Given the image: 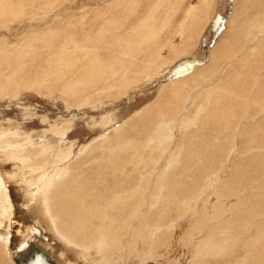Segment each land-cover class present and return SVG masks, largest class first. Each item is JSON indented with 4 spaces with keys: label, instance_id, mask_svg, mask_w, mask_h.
Masks as SVG:
<instances>
[{
    "label": "rangeland",
    "instance_id": "1",
    "mask_svg": "<svg viewBox=\"0 0 264 264\" xmlns=\"http://www.w3.org/2000/svg\"><path fill=\"white\" fill-rule=\"evenodd\" d=\"M263 10L264 0H0V132L18 131L21 137H30V142L25 143V147L31 150L34 148L43 151L45 148L47 151L50 144V147H58L57 150H62L60 147L66 150L71 146L74 147L71 149L72 156H78V151L89 148L96 139L111 135L105 145L102 144L103 139L100 141L104 148L102 160L95 161L96 155H91L82 162L73 160L75 166L73 165L71 175L61 172L53 177V181L57 183L52 181L48 189L51 188V194L55 195V215L66 222V227L69 228L68 223H71L80 228L82 220L92 213L82 210L94 204L95 199L103 203L108 199L112 201L114 196L116 198L123 191L124 194L134 191V194L143 186V192L151 194L146 201L152 200L151 203L155 202L156 205L149 212L152 219L156 218L152 226L140 222L145 210L142 202L145 205L147 203L145 193L144 196H137L138 200L132 202L136 206L125 209V212L98 203L95 207L99 211L97 214H102V209H108L105 210L106 220L98 226L97 222L90 224L84 230L81 241L96 238L86 244L90 246L89 249L83 246L79 249L76 244L77 247L72 246L81 253L79 255L75 251L77 260L74 259L75 263L72 264H90L89 260L94 258L99 260L94 259L92 262L100 264L105 262V258H108L105 264H137V261L141 262L143 259L145 261L142 264L152 261V264H188L190 260L189 264H206V261L208 264H264ZM207 73L208 79L210 78L208 82L199 80ZM175 77L177 79L174 81ZM116 80H121L118 87L115 85L118 82ZM83 82L93 91L89 89L80 93ZM96 82H100L97 87ZM111 82L115 83L112 84L114 87L102 92ZM101 85L102 89L99 91ZM174 88L176 91H173ZM70 90L79 94L76 97L84 93L86 98L91 91H96V95L90 98V105L78 108L75 107L74 102L77 100L74 96L68 98L65 95ZM178 90H181L180 94ZM208 90L212 92L208 93ZM98 93L102 95L97 96ZM178 94L182 98L185 94L192 95L191 101L185 102L184 107L188 110V115H184L186 118L193 117L202 104L208 108L200 111L195 126L190 124L186 129L181 128L180 133L175 132L177 144H171V147L179 154V158L175 165L169 166L164 163L167 155L161 156L162 152L153 150L140 154V148L156 129L155 124L159 121L156 115L162 113L169 119L175 117L174 103L180 100ZM207 94L212 95L210 97ZM172 96L179 99H173ZM179 104L178 108L182 101ZM70 118H73L72 127L68 130ZM240 124L243 126L240 127ZM115 127L120 128L118 133H115ZM45 134L49 136L44 137ZM53 134H59L60 142ZM30 144L35 145L31 147ZM93 144L101 147L100 144ZM1 148L0 153H4L5 149ZM115 151L118 153H114ZM17 155L24 156L17 152L14 157ZM233 155L236 157L228 163L227 158ZM35 156L32 158L34 163L42 157ZM12 163V168H16L14 171H17V175L20 174L17 169L20 164ZM158 163L162 165L161 168ZM8 164L11 165V161ZM0 166L1 170L5 167L3 163ZM106 167L109 171H105ZM226 167L232 170L223 173ZM59 168L57 165L52 171ZM107 174H112L110 181L102 183L106 182L104 178ZM4 175L0 177L3 184L6 183V187L1 186L4 191L0 189L1 193L5 192L0 193V198L4 201L3 209L0 210V264H13L5 254V246L13 233L9 220L19 214V208H28L24 201L27 199L29 202L32 195L27 193L28 198L22 197L21 192L26 189L27 184H21V191L17 188L15 196H10L8 186L18 184L15 182L12 185L13 181L6 180ZM58 178L61 179L56 181ZM209 178L211 179L205 182ZM141 181L143 182L140 183ZM58 182L60 185L57 187ZM224 183L227 187L234 188L224 193L227 188ZM114 187H118L119 191L111 190ZM48 189L46 191L49 192ZM46 191H42L45 203L41 207L43 212L40 213H45L48 218L50 215L46 205ZM5 194L9 196L6 197ZM60 196L65 198L61 199ZM80 198H83L82 202L78 201ZM11 203L15 205L11 206ZM193 219L197 220V224L193 223ZM175 222L180 224L176 225ZM245 225H248L247 228H244ZM152 228L159 237L156 238L155 258L150 259L147 255L150 254L151 244L148 248L146 241L151 237L149 235ZM69 230L66 229L67 232ZM109 230L116 235L112 234L107 238L105 232ZM133 230L135 236L131 235ZM132 237L140 240L137 246ZM95 240L99 242L96 241L95 244ZM121 240L126 245H119ZM101 245L104 246L103 251ZM144 247H147V251ZM108 249L109 253L106 252ZM126 252L129 253L125 254ZM220 252L228 256H222ZM98 254L102 258L105 254L107 256L102 259ZM144 255L146 256L143 257ZM68 261L70 262L69 259Z\"/></svg>",
    "mask_w": 264,
    "mask_h": 264
},
{
    "label": "bare ground",
    "instance_id": "2",
    "mask_svg": "<svg viewBox=\"0 0 264 264\" xmlns=\"http://www.w3.org/2000/svg\"><path fill=\"white\" fill-rule=\"evenodd\" d=\"M264 11V10H263ZM194 17V16H193ZM258 24V23H257ZM262 24H264V22L262 23ZM256 25V24H255ZM251 28V27H250ZM259 28V27H258ZM259 31H260V29H259ZM258 31V32H259ZM264 32V31H263ZM263 32H262V34H263ZM262 34H260V35H262ZM263 37H264V34H263ZM260 38V37H259ZM264 40V39H263ZM261 43V42H260ZM251 45H252V42H251ZM253 47V46H252ZM222 48V47H221ZM141 49V48H140ZM246 49V48H245ZM248 49V48H247ZM215 51H216V49H215ZM219 51V50H218ZM218 53V52H217ZM222 54H223V52H222ZM222 54H221V56H222ZM215 55H216V53H215ZM219 56V55H218ZM218 56H217V58H218ZM220 57V56H219ZM213 60H214V58H213ZM218 60V59H217ZM99 61H100V59H99ZM215 61V60H214ZM223 62V61H222ZM92 65V64H91ZM103 65V64H102ZM211 65V64H210ZM213 66V65H212ZM95 67H98V66H95ZM109 67H111V66H109ZM209 67V66H208ZM221 67V66H220ZM70 68V67H69ZM125 68V67H124ZM204 68H205V66H204ZM203 68V69H204ZM222 68V67H221ZM221 68L219 69L220 71H221ZM224 68H225V66H224ZM72 69V68H71ZM210 69V68H209ZM213 69V68H212ZM104 70H105V68H104ZM214 70V69H213ZM212 70V71H213ZM91 71H94V70H91ZM96 71V70H95ZM119 71H121V70H119ZM207 71V70H206ZM206 71H203V73H205ZM217 72H219L218 70H216ZM223 71V70H222ZM199 72V71H198ZM214 73H215V71H213ZM99 73H102V71L101 72H99ZM115 73V72H114ZM130 73V72H129ZM193 73V72H192ZM200 73V72H199ZM208 73H211V75H212V72H209L208 71ZM208 73L206 74V76H202L199 80H202V81H204V82H208L207 80H209L208 79V77H207V75H208ZM213 73V74H214ZM195 74V73H194ZM125 75V74H124ZM196 75V74H195ZM123 76V75H122ZM114 77H115V75H114ZM113 77V78H114ZM124 77V76H123ZM200 77V76H199ZM127 78V77H126ZM73 79V78H72ZM71 79V80H72ZM107 79V78H106ZM111 79V78H110ZM177 78L175 77V79H174V81L176 80ZM105 80V79H104ZM104 80H102V81H104ZM114 81H115V79H113ZM125 80H127V79H125ZM188 80V79H187ZM198 80V81H199ZM212 80V79H211ZM73 81V80H72ZM98 81V80H97ZM107 81V80H106ZM106 81H104V82H106ZM118 81V82H117ZM121 80H116V84L115 85H117V87L119 86L118 85V83L120 82ZM101 82V81H100ZM100 82H96V87H97V85H99V83ZM217 82V81H216ZM84 83V82H83ZM107 83V82H106ZM105 83V84H106ZM109 83V82H108ZM107 83V84H108ZM170 83V82H169ZM176 83V82H175ZM37 84V83H36ZM112 84H113V82H111V84L108 86V88L107 89H103L102 90V92H107V91H109V89H111L112 87H114V86H112ZM113 84V85H114ZM183 84V83H182ZM76 85H78L79 86V84H76ZM89 85H92V84H89ZM103 85V84H102ZM102 85H101V87L99 88V91H101V89H102ZM174 85V84H173ZM36 86V85H35ZM74 86V85H73ZM123 86V85H122ZM175 86V85H174ZM81 87V86H80ZM206 87V86H205ZM205 87H204V89H205ZM104 88V87H103ZM264 88V87H263ZM89 89H92L91 87L89 88ZM89 89H88V85L87 84H85L84 83V85L82 86V89L81 90H79L80 91V93L81 92H86L87 90L89 91ZM173 89V88H172ZM175 89V88H174ZM75 90V89H74ZM74 90L72 91V90H70V92H68L67 94H65L68 98H70V97H72V96H74L73 98H75V100H77V101H73L74 103H75V107L77 106L78 108H80V107H82V106H84V105H90L91 104V101H90V98L95 94L96 95V91L95 92H92L93 91V89H92V91L89 93V95L85 98L84 96H85V94L83 93V95L82 96H80V97H76V96H78L77 95V92H75L74 93ZM97 90V89H96ZM193 90H195L194 88H193ZM72 91V92H71ZM76 91V90H75ZM98 91V90H97ZM173 91H176V89L175 90H173ZM181 90H178L177 92L179 93ZM101 92V93H102ZM176 92V93H177ZM209 92H212V91H209L208 90V93ZM181 93V92H180ZM179 93V94H180ZM63 94V93H62ZM174 94V93H173ZM179 94L177 95L178 97H180L179 96ZM257 94V93H256ZM98 95H102V94H97V96ZM188 95V97H185V96H187ZM208 96H210V95H212V94H207ZM97 96H95V97H97ZM105 95H103V97H104ZM174 96V95H173ZM173 96H172V98H173ZM176 96V97H177ZM185 98L183 97H180V100L179 101H176V103H174V111H175V117L174 118H172L171 119V117H170V119L169 118H166L167 116L165 115V114H163L162 115V113L161 114H159V115H156V117H158V122H156V124H155V127H156V129H155V131L153 132V135L151 136V137H149L147 140H146V142L141 146V148H140V150H141V152H140V154L141 153H145L146 151H148V150H153V152H158V151H160V152H162L161 153V156H163V155H167L166 157H167V160H166V162H164V163H168L169 164V166H172V165H175V163H176V160H177V158H179V154L177 153V152H175L174 150H172V147H171V144L173 145H175V144H177V142H176V137H175V132L176 131H178L179 133H180V130H181V128H184V129H186V128H188V126L191 124H194V123H196L197 121H195L196 119H198L197 117H198V114L200 113V111H202L204 108H208V107H206L205 105H203L202 104V106L200 105V107H198L197 108V110H196V113H194V116L193 117H188L187 116V118H186V116L184 117V115H188V110L187 109H185V105H186V103L187 102H189V101H191V99H192V95H190V94H185ZM197 96H198V94H197ZM175 97V98H176ZM177 97V98H178ZM211 97V96H210ZM78 98V99H77ZM175 98H173V99H175ZM207 98V97H206ZM85 99V100H84ZM171 99V98H170ZM179 99V98H178ZM177 99V100H178ZM213 99V98H212ZM263 99V98H262ZM71 100V99H70ZM73 100V99H72ZM172 100V99H171ZM174 101V100H173ZM180 101H182V104H181V107H179L178 108V105H180L179 104V102ZM206 101H209V100H206ZM220 101V100H219ZM264 101V100H263ZM70 102H72V101H70ZM186 102V103H185ZM73 103V104H74ZM172 104V103H171ZM199 104H201V103H199ZM264 104V103H263ZM208 105V104H207ZM177 106V107H176ZM197 107V106H196ZM180 109L179 111H178V109ZM160 109V108H159ZM261 110V109H260ZM178 111V112H177ZM264 111V110H263ZM231 112V111H230ZM140 113V112H139ZM143 113V112H142ZM172 113V112H171ZM201 113H203V112H201ZM263 114H264V112H263ZM174 115V114H173ZM252 116V115H251ZM259 117V116H258ZM132 118V117H131ZM245 118V117H244ZM247 118H250V117H247ZM72 120H73V118H70V120H69V122L67 123L68 124V127L67 126H65V127H67V129L69 130L70 129V127H72ZM200 120V119H199ZM246 119H244V121H245ZM246 121H248V120H246ZM75 124V123H74ZM197 124V123H196ZM58 125V124H57ZM126 125V124H125ZM241 125L242 124H240L239 126L241 127ZM194 126H195V124H194ZM243 126V125H242ZM121 127V126H120ZM190 127V126H189ZM197 127V126H196ZM195 127V128H196ZM254 127H256V126H254ZM115 128H117V127H115ZM126 128V127H125ZM63 129V128H62ZM194 129V128H193ZM239 129V128H238ZM51 130V129H50ZM117 130V131H116ZM116 130H114V131H116L115 133H118V130H120V128H117ZM191 130H192V128H191ZM240 130V129H239ZM241 130H243V129H241ZM113 131V130H112ZM186 131V130H185ZM185 131H183V132H185ZM57 132H59V131H57ZM66 132V131H65ZM68 132V131H67ZM111 132V131H110ZM236 132V131H235ZM19 135H17V134ZM237 134H238V132H236ZM60 134H62V132L60 133ZM108 134V133H107ZM24 135V134H23ZM63 135V134H62ZM65 135V134H64ZM67 135V134H66ZM116 135V134H115ZM178 135V134H177ZM22 135H21V133H19L18 131H12V132H6V131H2V132H0V148L2 147V148H4L5 149V152L3 153H0L1 155H0V163L2 164H4L5 165V167H3V169L1 170L0 169V177L1 176H3L4 174V177L5 178H7L6 180H12L13 181V183H12V185H14V183L16 182L17 184H18V186L17 185H15V186H8V192H10V196H15V191H17V188L20 190V188H21V184H27L26 185V189H23V191L21 192V196L22 197H26V198H28V196L26 195L27 193H29L30 195H32V198H30L29 200V202L27 201V199H25V201L24 202H26V204H27V206H28V208L27 209H25L24 210V208H19V211H18V213L19 214H17V216H13L12 218H10V220H9V223H10V226L12 227V229H13V233H12V236H11V240H8V243L6 244V246H5V251H6V255H7V257L10 259V261L13 263V264H40V262L39 261H36V258L34 259V257H33V254L36 252V253H42L43 255H45L48 259H50L52 262H53V264H72L74 261V259H76L77 257H76V255H75V251L77 250H74L73 248L74 247H77L78 246V248L79 247H88V245L86 246V244H89V243H91L95 238H91V239H89L87 242H83V241H81L80 240V237H81V235L85 232L84 230L86 229V228H88L89 226L88 225H90V224H95L96 222H97V226H98V224L99 223H102V222H105V220H106V211H108V209L105 211L104 209H102V214H97V212H99V211H96V209H95V207L98 205V203H101V204H103V205H106L108 208H110V207H115L116 208V210H118V211H124L125 212V209H129L130 207H132V206H136V204H135V202L134 203H132L133 202V200H135V199H137V196H144V193L146 192H143V190H144V186L142 187V189H139V191H137L136 193H134L133 194V192L131 191V192H127L126 194H124V192L125 191H123L122 193H120V194H118L117 195V197L115 198V196H114V199L111 201V200H105L104 201V203L103 202H101V200H97V199H95V197H94V199L96 200L95 201V203L94 204H90L89 206H88V208H86V209H83L82 211H91L92 213H91V216L90 217H87V218H85L84 220H82L83 221V223H82V225H81V227L80 228H76V226H73V224H71V223H68L69 224V228H70V230H69V228H68V226L66 227V222H63V220H62V218L61 217H59V216H57V215H55L56 213H55V206H56V204L54 203V197H55V195L53 194H51L52 192H50L51 191V188H50V190L48 189V187L52 184V181H53V177H56V176H58V174H60L61 172L62 173H64V172H68L69 174L68 175H71V173H72V168H73V165L75 166V164L73 163L74 161L73 160H76V161H81L82 162V160L83 159H87L89 156H91V155H96V159L95 158H93V159H95V161H97V162H99V159H101L102 160V158H103V155H102V151H103V149L104 148H102V144H104L105 145V143L107 142V141H109L110 139H111V135L110 134H108L106 137H104V138H98V139H96L94 142H92V145L88 148V147H85V148H82L80 151H78V156L76 155L75 156V154L72 156V148L74 149V147H72L71 148V146L70 145H68V146H70L69 148L67 147V149L66 150H63L64 148H61L60 147V149H62V150H57V148L58 147H50L52 144H50V146L48 147V148H46V149H48L47 151L45 150V148L43 149V151L42 150H40V149H38V150H36V149H34L33 148V150H31L30 148H26L25 147V143H29L30 142V137L29 138H26L25 139V137L26 136H23V137H21ZM46 136H49V135H46L45 134V136L44 137H46ZM53 136H54V134H53ZM58 136H59V134H58ZM58 136H54V137H56V138H58ZM236 136V135H235ZM61 137V136H60ZM64 136H62V138H63ZM180 137V136H179ZM178 137V138H179ZM237 137V136H236ZM235 137V138H236ZM68 138V137H67ZM113 138V137H112ZM234 138V139H235ZM33 139V138H32ZM46 138H44V140H45ZM103 139V140H102ZM42 140V139H41ZM46 140H48V139H46ZM58 140H59V138H58ZM102 140V144H101V141ZM63 141V140H62ZM129 141V140H128ZM131 141V140H130ZM236 141V140H235ZM44 142V141H43ZM50 142V141H49ZM59 142H60V140H59ZM66 142V141H65ZM40 144L41 142H37V144ZM93 143H95V144H100L101 145V147L100 146H97V145H94ZM118 143H119V140H118ZM57 144V143H56ZM55 144V145H56ZM33 145H35V144H30V146L31 147H34ZM43 145V144H42ZM54 145V144H53ZM72 145H74V144H72ZM103 145V146H104ZM121 145H123V144H121ZM135 145H136V143H135ZM66 146V145H65ZM84 146V145H83ZM87 146V145H86ZM124 146L127 148V144L125 143L124 144ZM178 146V145H177ZM39 147V146H38ZM37 147V148H38ZM115 147H117L118 148V146H115ZM114 147V148H115ZM1 148V149H2ZM35 148H36V146H35ZM124 148V147H123ZM123 148H120V150L122 149V151H123ZM137 148V147H136ZM150 148V149H149ZM240 148V147H239ZM233 149V148H232ZM53 150H54V152H53ZM112 150V149H111ZM115 150V149H114ZM119 150V151H120ZM234 150V149H233ZM86 151V152H85ZM131 151V150H130ZM133 151V150H132ZM258 151H260V150H258ZM18 152V154H24V156H22L21 155V157L20 156H16V157H14V155H15V153H17ZM112 152V151H111ZM124 152H125V150H124ZM138 152V151H137ZM152 152V153H153ZM233 152V151H232ZM250 152V151H249ZM262 152V151H261ZM90 153V154H89ZM114 153H118V152H114ZM237 153V152H236ZM243 153V152H242ZM248 153V152H247ZM112 154H113V152H112ZM128 154V153H127ZM245 154V153H244ZM249 154V153H248ZM35 155H41L42 157L38 160V161H36L35 163L32 161V158H33V156H35ZM235 155H237V154H235ZM241 155V154H240ZM133 156V155H132ZM139 156V155H138ZM36 157V156H35ZM39 157V156H38ZM74 157V158H73ZM111 157V156H110ZM109 157V158H110ZM134 157V156H133ZM136 157V156H135ZM134 157V158H135ZM142 157V156H141ZM165 157V158H166ZM234 157V155L233 156H230L229 157V159L227 158V161H228V163H231V159ZM236 157V156H235ZM234 157V158H235ZM13 158L15 159V161H13ZM90 158V157H89ZM138 158H140V156L138 157ZM237 158H239V157H237ZM242 158V157H241ZM244 158V157H243ZM36 159V158H35ZM133 159V158H132ZM131 159V160H132ZM136 159H137V157H136ZM142 159V158H141ZM147 159V158H146ZM163 159V158H162ZM110 160V159H109ZM154 160V159H153ZM156 160V159H155ZM238 160V159H237ZM9 161H11V165H9L8 163H9ZM73 161V162H72ZM75 161V162H76ZM93 161V160H92ZM136 161V160H135ZM138 161V160H137ZM143 161H145V160H143ZM156 161H159V160H156ZM236 161V160H235ZM12 162H14V163H18V164H20L19 165V168H17V169H19V173L20 174H18L17 175V171L15 172L14 170L16 169L15 167H14V169L12 168ZM27 162V163H26ZM80 162V163H81ZM160 162V161H159ZM79 163V164H80ZM133 163V162H132ZM138 163H140V162H138ZM161 163H162V160H161ZM237 163V162H236ZM239 163H241V162H239ZM0 164V165H1ZM17 164V165H18ZM90 165H91V163H89ZM89 164H87V165H89ZM153 164V163H152ZM159 164V166H160V168H161V166L162 165H160V163H158ZM157 164V165H158ZM225 164H227V163H225ZM224 164V165H225ZM238 164V163H237ZM16 165V164H15ZM16 165V166H17ZM57 165L58 166H60V168L58 169V170H56V171H52V169H54L55 167H57ZM64 165H66V167L64 166ZM68 165V166H67ZM140 165V164H139ZM141 165H142V163H141ZM149 165V164H148ZM148 165H147V168H148ZM223 165V166H224ZM229 165H231V164H229ZM128 166V165H127ZM156 166V165H155ZM0 167H2V166H0ZM85 167V166H84ZM137 167V166H136ZM163 167H166V166H163ZM127 168V167H126ZM145 168H146V166H145ZM146 168V169H147ZM159 168V169H160ZM167 168V167H166ZM164 169V168H163ZM168 169H170L169 167H168ZM222 169V168H221ZM242 169V168H241ZM81 170V169H80ZM122 170V169H121ZM220 170V169H219ZM232 169H228L227 167L225 168V169H223V173H225V172H227V171H231ZM239 170V169H238ZM105 171H109V169H107V167H106V170ZM151 171V170H150ZM158 171V170H157ZM164 171V170H163ZM220 171H222V170H220ZM125 172V171H124ZM137 172V171H136ZM158 172H160V171H158ZM170 172V171H169ZM65 173V174H66ZM118 173V172H117ZM116 173V174H117ZM148 173V172H147ZM166 173H167V170H166ZM3 174V175H2ZM16 174V175H15ZM131 174V173H130ZM158 174V173H157ZM16 177H15V176ZM108 176L107 177H105L104 179H105V181L106 182H102V183H108L109 181H110V177H111V175L112 174H107ZM149 175V174H148ZM151 175V174H150ZM149 175V176H150ZM154 175V174H153ZM152 175V176H153ZM162 175H164V174H162ZM162 175H160V176H162ZM167 175V174H166ZM62 176V175H61ZM64 177L66 176V175H63ZM62 176V177H63ZM117 176V175H116ZM142 176V175H141ZM144 176V175H143ZM142 176V177H143ZM157 175H155V177H156ZM211 176H213V175H211ZM3 177V178H4ZM67 177V176H66ZM210 177V176H209ZM216 177V176H215ZM220 177V176H219ZM3 178H2V180H3ZM49 178H51V179H49ZM145 178V177H144ZM165 178H166V176H165ZM168 178V177H167ZM166 178V179H167ZM221 178V177H220ZM219 178V179H220ZM59 179H61V178H58L56 181H58ZM72 179V178H71ZM158 179V178H157ZM160 179V178H159ZM162 179V178H161ZM211 178H209V179H206V181L205 182H207L208 180H210ZM63 180V179H62ZM61 180V181H62ZM66 180V179H65ZM141 180V179H140ZM149 180V179H148ZM150 181V180H149ZM155 181V180H154ZM223 182H224V180H222ZM221 181V182H222ZM6 182V181H5ZM53 182H55V181H53ZM143 181H141L140 183H142ZM212 182V181H211ZM238 182H239V180H238ZM11 183H9V184H11ZM45 183H46V185H45ZM55 183H57V182H55ZM135 183H137V179H135ZM139 183V184H140ZM150 183H151V181H150ZM158 183H160V182H158ZM162 183V182H161ZM240 183V182H239ZM239 183H237V186L239 185ZM7 184H8V181H7ZM209 184V183H208ZM219 184V183H218ZM222 184V183H221ZM225 184V183H224ZM6 185V183L5 184H3V182L1 181V179H0V189H1V186H5ZM57 185V184H56ZM60 184H59V182H58V185H57V187L59 186ZM157 185V184H156ZM155 185V186H156ZM165 185V184H164ZM213 185V184H212ZM215 185V184H214ZM226 185V184H225ZM52 186H55V185H52ZM138 186V185H137ZM139 186H141V185H139ZM183 186V185H182ZM208 186V185H207ZM217 186V185H216ZM234 186H236V184L234 185ZM6 187V186H5ZM150 187H152V186H150ZM166 187V186H165ZM205 187V186H204ZM226 187H227V185H226ZM229 187H231V186H229ZM229 187H227V188H225L224 189V193L225 192H227V191H229V190H231V189H233V188H229ZM4 188V187H3ZM52 188H54V187H52ZM149 188V187H148ZM153 188H155L154 187V185H153ZM160 188V187H159ZM179 188V187H178ZM262 188V187H261ZM46 189H48L49 190V192L48 191H46ZM151 189V188H150ZM203 190H204V188H202ZM209 189V188H208ZM2 190V189H1ZM111 190H114V191H119V189H118V187H114V188H112ZM149 190V189H148ZM153 190V189H152ZM156 189H154L153 191H155ZM206 190V189H205ZM2 191H4V190H2ZM2 191H0V193L2 192ZM21 191V190H20ZM42 191H46V192H48L47 193V197H46V205H47V210H48V213H49V217L48 218H46L45 217V213H44V215H42L41 213L43 212V208H41V207H43L42 205L45 203L44 202V199H43V192ZM163 189H162V193H163ZM180 191V190H179ZM211 191V190H210ZM199 192H201V190L199 191ZM209 192V191H208ZM3 193H5V192H3ZM3 193H1V194H3ZM19 193V192H18ZM147 193V192H146ZM145 193V194H146ZM201 193H203L202 195H204V192H201ZM206 193H207V191H206ZM212 193V192H211ZM244 193H245V191H244ZM150 193H148V195L146 194V196H145V201H146V199H149L150 198V195H149ZM158 194V193H157ZM200 194V193H199ZM208 194V193H207ZM213 194V193H212ZM235 194L236 193H234V196H235ZM246 194V193H245ZM6 195V197L7 196H9V195H7V194H5ZM154 195V194H153ZM160 195V194H159ZM202 195H201V197H202ZM20 196V197H21ZM128 196H129V198H128ZM176 196V195H175ZM208 196V195H207ZM211 196V195H210ZM153 197V196H152ZM195 197V196H194ZM2 198V197H1ZM0 198V210L1 209H3V206H4V201H3V199H1ZM11 198V197H10ZM17 198V197H16ZM59 198H61V199H64L65 197L64 196H60ZM190 198V197H189ZM204 198V197H203ZM217 198H218V196H217ZM142 199V198H141ZM141 199H139V203H140V201H141ZM175 199V198H174ZM176 199H177V197H176ZM193 199V198H192ZM191 199V200H192ZM200 199V198H199ZM198 199V200H199ZM206 199H207V197H206ZM211 199V198H210ZM242 199H243V197H242ZM8 198H7V202H8ZM11 200V199H10ZM138 200V199H137ZM160 200V199H159ZM167 200V199H166ZM178 200V199H177ZM203 200V199H202ZM235 200H237V199H235ZM12 201H13V199H12ZM78 201H83V198H80ZM151 201L152 200H150L149 202H147L146 203V205H145V203L144 202H142L143 204H142V207L144 208L145 207V210H143V214H142V216H141V220H140V222L141 223H147V224H152V226H154V224H155V222H156V218H154V219H152V217L149 215V212H152L153 211V209L155 208V202H153V204L151 203ZM185 201H187V200H185ZM221 201V200H220ZM223 201V200H222ZM230 201H232V200H230ZM17 202H18V200H17ZM217 202H218V200H217ZM236 202V201H235ZM9 203V202H8ZM15 203V202H14ZM14 203H11V206H13L12 204H14ZM129 203H132V204H129ZM157 203V207H158V204H159V201L158 202H156ZM192 203V202H191ZM205 203V202H204ZM229 203V202H228ZM10 204V203H9ZM22 204V203H21ZM199 204V203H198ZM15 205V204H14ZM182 205H184V203L182 204ZM188 205H190V201H189V204ZM229 205V204H228ZM230 205H231V203H230ZM73 206H75V205H73ZM141 205H139V207H140ZM18 207V206H17ZM232 207V206H231ZM188 208H189V206H188ZM204 208V207H203ZM228 208H230L229 206H228ZM4 209H7L6 207L4 208ZM8 209H10V208H8ZM11 209H13L12 207H11ZM178 209V208H177ZM227 209V208H226ZM15 210V209H14ZM139 210V209H138ZM196 210H198V209H196ZM195 210V211H196ZM211 210V209H210ZM209 210V211H210ZM213 210V209H212ZM10 211V210H9ZM81 211V212H82ZM214 211H215V208H214ZM213 211V212H214ZM4 212V211H3ZM5 212H6V210H5ZM41 212V213H40ZM137 212V211H136ZM198 212H200V213H203V212H201V211H199L198 210ZM208 212V211H207ZM216 212V211H215ZM225 212V211H224ZM7 213V212H6ZM82 213H84V212H82ZM139 213V212H138ZM137 213V214H138ZM141 213V212H140ZM163 213H164V211H163ZM188 213V212H187ZM187 213H186V215H187ZM206 213V212H205ZM204 213V214H205ZM212 213V212H211ZM210 213V214H211ZM194 214V213H193ZM197 214V213H196ZM216 214H217V212H216ZM227 214V213H226ZM140 215V214H139ZM199 215V214H198ZM197 215V216H198ZM209 215V214H208ZM213 214H211V216H212ZM222 215V214H221ZM225 215V214H224ZM1 216V215H0ZM128 216V215H127ZM201 216V215H200ZM214 216V215H213ZM129 217V216H128ZM188 217H190V216H188ZM199 217V216H198ZM219 217V216H218ZM217 217V218H218ZM83 218V216H82V214H81V216H80V219H82ZM182 218V217H181ZM181 218H179V219H181ZM183 218H184V216H183ZM202 218V217H201ZM209 218H210V216H209ZM97 219V220H96ZM130 219V218H129ZM138 219H140V218H138ZM189 219V218H188ZM196 219H198V218H196ZM212 219V218H211ZM232 219V218H231ZM183 220V219H182ZM194 221H193V223L194 224H197V220H195V219H193ZM203 220H204V218H203ZM218 220V219H217ZM181 220H179V222H180ZM191 221V220H190ZM211 221V220H210ZM254 221V220H253ZM257 221V220H256ZM255 221V222H256ZM258 221H261V220H258ZM51 222V223H50ZM112 222H114V220H112ZM133 222H135V220L133 221ZM219 222V221H218ZM217 222V223H218ZM247 222V221H246ZM262 222H263V220H262ZM140 223V224H141ZM176 223V225L177 224H180V223H178V222H175ZM189 223H191V222H189ZM210 223H212V222H210ZM216 223V224H217ZM245 223V222H244ZM258 223H260V222H258ZM113 224V223H112ZM193 224V225H194ZM208 224V223H207ZM247 224V223H246ZM250 224V223H249ZM256 224V223H255ZM255 224H253V226H255ZM261 224V223H260ZM264 224V223H263ZM123 225H124V223H123ZM122 225V226H123ZM133 225V224H132ZM191 225H192V223H191ZM214 225V224H213ZM262 225V224H261ZM260 225V226H261ZM127 226V225H126ZM170 226V225H169ZM180 226V225H179ZM247 226L248 225H245V227L244 228H247ZM130 227H132V226H130ZM134 227H136V225L134 226ZM166 227V226H165ZM257 227H259V225L257 226ZM97 228H99V227H97ZM163 228V227H162ZM209 228V227H208ZM260 228V227H259ZM66 229H68L70 232H67L66 231ZM171 229V228H170ZM262 229H264V228H262ZM106 230V229H105ZM121 230V229H120ZM122 230H123V228H122ZM128 231H129V229H127ZM206 230V229H205ZM162 231V230H161ZM210 231V230H209ZM226 231H227V229H226ZM253 231V230H252ZM127 232V231H126ZM181 232V231H180ZM186 232V231H185ZM193 232V231H192ZM225 232V231H224ZM229 232V231H228ZM233 232V231H232ZM122 233V232H121ZM127 233H129V232H127ZM146 233V235H147V232H145ZM159 233V232H158ZM161 233V232H160ZM213 233V232H212ZM112 234H115L116 235V233L114 232L113 233V231L112 230H109L108 232H105V236L107 237V238H110L111 236H112ZM120 234V233H119ZM125 235V234H124ZM132 236H135V232H134V230H133V232H132V234H131ZM195 235H197V234H195ZM218 235H220V234H218ZM224 235V234H223ZM101 236V235H100ZM149 236H151L150 238H149V240L148 241H146L147 242V244H148V248H149V245L151 244V247H150V249H151V251L149 252L150 254L149 255H147V256H149V258L150 259H153V258H155V254L157 253L156 252V248H157V240H156V238H158L159 236H158V234L156 233V231L155 230H153V228H152V230H151V235H149ZM187 236V235H186ZM209 236V235H208ZM103 237V236H102ZM121 237V236H120ZM128 237H130L129 235H128ZM178 236H176V238H177ZM210 237H212L211 235H210ZM247 237V236H246ZM85 238H87V237H85ZM100 239H101V237H99ZM105 237H103V239H104ZM175 238V237H174ZM192 238V237H191ZM239 238V237H238ZM238 238H236L237 240H238ZM100 239H98V240H100ZM113 239V238H112ZM116 239V238H115ZM139 239H141V238H139ZM143 239H144V237H143ZM181 239V238H180ZM201 239H203V238H201ZM209 239V238H208ZM98 240H95V244H96V241L97 242H99ZM102 240V239H101ZM101 240H100V242H101ZM105 240V242H106V239H104ZM124 240V239H123ZM123 240H121V242L119 243V245H122L124 242H123ZM132 240L135 242V245L137 244L138 245V241H139V243H140V240H136V238L135 239H133V237H132ZM172 240H173V238H172ZM200 240V239H199ZM198 240V241H199ZM229 240V239H228ZM127 241V240H126ZM175 241H177V240H175ZM197 241V242H198ZM129 242V241H128ZM145 242V243H146ZM187 242V241H186ZM194 242H196V241H194ZM227 242H229V241H227ZM257 242V241H256ZM103 243V242H102ZM111 243H112V241H111ZM117 243V242H116ZM122 243V244H121ZM142 243V242H141ZM174 243V242H173ZM172 243V244H173ZM182 243H184V242H182ZM200 243V242H199ZM4 244V243H3ZM73 244V245H72ZM77 246H76V245ZM127 244H129V243H127ZM130 244H132V243H130ZM147 244L145 245V244H143L144 246H147ZM171 244V243H170ZM186 244V243H185ZM184 244V245H185ZM209 244V243H208ZM216 244V243H215ZM240 244V243H239ZM94 245V244H93ZM104 245V244H103ZM108 245V244H107ZM110 245H112V244H110ZM109 245V246H110ZM119 245H118V247H119ZM123 245H126V242L123 244ZM136 245V246H137ZM139 245H142V244H139ZM174 245V244H173ZM178 245V244H177ZM188 245V244H187ZM220 245V244H219ZM259 245H260V243H259ZM72 246H73V248H72ZM91 246H92V244H91ZM96 246H99L100 247V245H96ZM113 246V245H112ZM115 246V245H114ZM113 246V247H114ZM167 246V245H166ZM194 246V245H193ZM199 246V245H198ZM213 246H215V245H213ZM217 246V249H218V251H219V248H218V245H216ZM90 247V246H89ZM89 247H88V249H89ZM98 247V248H99ZM104 247V246H103ZM102 247V245H101V249L103 248ZM111 247V246H110ZM115 247H117V246H115ZM122 247V246H121ZM124 247V246H123ZM126 247V246H125ZM168 247V246H167ZM175 248H176V246H174ZM185 247V246H184ZM195 247V246H194ZM94 248H96L95 246H94ZM93 248V249H94ZM145 248V247H144ZM144 248H142L143 249V251L145 252V250H146V248H145V250H144ZM170 248V247H169ZM168 248V249H169ZM173 248V247H172ZM188 248V247H187ZM193 248V247H192ZM191 248V249H192ZM210 248V247H209ZM212 248L213 247H211V250L210 251H212ZM224 248V247H223ZM80 249V248H79ZM88 249H86V250H88ZM92 249V250H93ZM100 249V250H101ZM110 249V248H109ZM109 249L106 251L107 253H109ZM115 248H113V250H114ZM119 249V248H118ZM126 249V248H125ZM161 249V248H160ZM171 249V248H170ZM186 249V248H185ZM37 250V251H36ZM136 250H138L137 248H136ZM141 250V249H140ZM202 250V249H201ZM204 250V249H203ZM216 250V249H215ZM225 250V249H224ZM227 250H229V249H227ZM40 251V252H39ZM83 251V250H82ZM81 251V252H82ZM102 251H103V249H102ZM105 251V250H104ZM111 251V250H110ZM116 250H114V252H115ZM142 251V250H141ZM147 251V250H146ZM169 251V250H168ZM190 251V250H189ZM205 251H206V249H205ZM210 251L208 252V253H210ZM226 251V250H225ZM230 251V250H229ZM84 252V251H83ZM87 252V251H86ZM86 252H84V253H86ZM100 251H98V253H99ZM118 252H120V251H118ZM125 252V251H124ZM137 252V251H136ZM139 252V251H138ZM159 252V251H158ZM161 252V251H160ZM184 252V251H183ZM227 252V251H226ZM76 253H79V255L81 254L80 252H77L76 251ZM83 253V254H84ZM91 253V252H90ZM97 253V252H96ZM101 253V252H100ZM127 253H129V252H126L125 254H127ZM148 253V252H147ZM168 253V252H167ZM166 253V254H167ZM171 253V252H170ZM202 253H203V251H202ZM206 253V252H205ZM216 253V252H215ZM221 253V252H220ZM228 253V252H227ZM4 254V253H3ZM102 254H103V252H102ZM121 254V253H120ZM135 254V253H134ZM137 254V253H136ZM139 255H141L140 253H138ZM145 254H146V252H145ZM173 254H175V253H173ZM180 254H182V253H180ZM183 254H185V253H183ZM222 254V253H221ZM223 254H225V253H223ZM222 254V256H224ZM85 255V254H84ZM87 256H89L88 255V253L86 254ZM94 255V254H93ZM93 255H91V258H92V256ZM98 255H100L101 256V254H98ZM114 255V259H116V255L115 254H113ZM159 255H160V253H159ZM195 255H199V253H196ZM211 255V254H210ZM107 255L105 254V256L103 255V257L105 258ZM109 256V255H108ZM136 256V255H135ZM146 255H144L143 257H145ZM172 256V255H171ZM191 256V255H190ZM207 256H208V254H207ZM225 256H228L227 254H225ZM82 257V256H81ZM97 257V256H96ZM99 257V256H98ZM97 257V258H98ZM119 257V256H118ZM125 257H127V255L126 256H124V258ZM141 257V256H140ZM139 257V258H140ZM159 257V256H158ZM161 257V256H160ZM164 257V256H163ZM176 257V256H175ZM198 257H200V255L198 256ZM202 257V256H201ZM212 257V256H211ZM79 258V257H78ZM82 258H84V257H82ZM100 258V257H99ZM101 258H102V256H101ZM104 258H102V259H104ZM112 258V259H113ZM147 259H146V261H148V257H146ZM168 258V257H167ZM208 258V257H207ZM218 258H222V257H219L218 256ZM224 258H226V257H224ZM228 258V257H227ZM239 258H241V257H239ZM68 259L70 260V262L68 261ZM95 259V258H94ZM94 259H92V260H94ZM106 259H108V258H105V262H108V261H106ZM111 259V260H112ZM123 259V258H122ZM121 259V260H122ZM173 259V258H172ZM205 259V258H204ZM214 259V258H213ZM77 260V259H76ZM85 260V259H84ZM92 260H89V261H91V263H93V262H95V264L96 263H98V262H96V261H98V260H96V261H93L92 262ZM131 260H133V259H131ZM139 260V259H138ZM157 260V259H156ZM177 260V259H176ZM196 260V259H195ZM202 260V259H201ZM216 260V259H215ZM225 260H227V259H225ZM224 260V261H225ZM36 261V262H35ZM81 261V260H80ZM100 261H104V260H100ZM99 261V262H100ZM113 261H115V260H113ZM120 261V260H119ZM123 261V260H122ZM143 261H145L144 259L141 261L142 263H143ZM171 261V260H170ZM173 261V260H172ZM205 261V260H204ZM222 261V260H221ZM35 262V263H34ZM79 262V261H78ZM88 262V261H87ZM105 262H103L104 264H105ZM126 262V261H125ZM138 262L139 263H141L140 261H137V264H138ZM153 262V261H152ZM152 262H144L145 264H152ZM159 262V261H158ZM161 262V261H160ZM174 262V261H173ZM177 262V261H176ZM178 262H179V260H178ZM190 262H191V260H190ZM189 262V263H190ZM230 262H231V260H230ZM75 263V262H74ZM90 263V264H91ZM102 263V262H101ZM102 263V264H103ZM126 263H129L128 261L126 262ZM141 263V264H142ZM157 263V262H156ZM155 263V264H156ZM188 263V264H189ZM223 263V262H222ZM77 264H80V263H77ZM98 264H100V263H98ZM118 264V263H117ZM125 264V263H124ZM159 264V263H158ZM206 264H208L207 263V261H206ZM215 264H216V262H215ZM236 264V263H235Z\"/></svg>",
    "mask_w": 264,
    "mask_h": 264
},
{
    "label": "water",
    "instance_id": "3",
    "mask_svg": "<svg viewBox=\"0 0 264 264\" xmlns=\"http://www.w3.org/2000/svg\"><path fill=\"white\" fill-rule=\"evenodd\" d=\"M37 251V250H36ZM40 252V251H39ZM33 257H34V259L36 258V261H39L40 262V264H53V262L50 260V259H48L45 255H43L42 253H34L33 254ZM35 261V262H36ZM34 262V263H35Z\"/></svg>",
    "mask_w": 264,
    "mask_h": 264
}]
</instances>
